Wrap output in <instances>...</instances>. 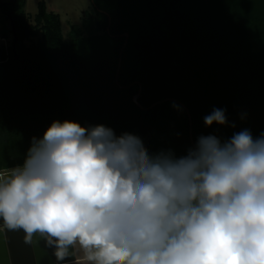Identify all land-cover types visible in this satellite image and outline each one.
I'll use <instances>...</instances> for the list:
<instances>
[{
    "label": "clouds",
    "instance_id": "clouds-1",
    "mask_svg": "<svg viewBox=\"0 0 264 264\" xmlns=\"http://www.w3.org/2000/svg\"><path fill=\"white\" fill-rule=\"evenodd\" d=\"M204 123L226 124L225 111ZM0 221L58 262L264 264V133L201 136L176 157L104 125L53 121L22 165L0 168Z\"/></svg>",
    "mask_w": 264,
    "mask_h": 264
},
{
    "label": "trees",
    "instance_id": "trees-1",
    "mask_svg": "<svg viewBox=\"0 0 264 264\" xmlns=\"http://www.w3.org/2000/svg\"><path fill=\"white\" fill-rule=\"evenodd\" d=\"M227 1L234 9L214 20L207 16V9H175L178 0L171 5L167 0H94V10L107 28L109 16L112 20L110 33L106 29L104 37L78 38L72 43L64 41L60 17L49 12L45 3L39 4L34 23L25 11L26 0L1 4V14L11 21L15 45L7 58L1 55L0 133L16 122L28 98L56 91V85L72 88L73 82L84 80L89 73L85 69L98 62L101 51L103 56L113 51L109 73L115 90L133 101L142 86L139 103L145 109L133 101L138 115L126 118L123 126L140 137L146 149L149 143L159 153L171 151L182 157L194 148L188 114L180 104L164 102L151 108L165 99L180 101L190 112L195 145L196 118L204 119L213 109L224 110L227 123H213L208 135L226 142L247 129L254 139L260 137L264 133V16L251 15L263 14L264 0ZM243 14L251 16L248 23L237 22ZM38 32L40 40L24 47ZM126 33L129 39L118 85L116 73ZM161 107L177 113L168 115ZM182 137L187 138L185 146L178 143ZM6 142L9 146L10 140Z\"/></svg>",
    "mask_w": 264,
    "mask_h": 264
},
{
    "label": "rangeland",
    "instance_id": "rangeland-1",
    "mask_svg": "<svg viewBox=\"0 0 264 264\" xmlns=\"http://www.w3.org/2000/svg\"><path fill=\"white\" fill-rule=\"evenodd\" d=\"M10 1L12 0H0V4L9 3ZM167 1L171 5L177 0ZM178 1L180 4L175 9H182L186 12L188 10L194 12L198 9H207L205 11L207 16L214 20L216 15L218 17L227 16L230 14L228 11L234 9L232 2L227 0ZM40 3H45L49 12L59 15L62 36L65 42L72 43L78 38L104 37L106 35V24L102 16L94 10L91 0H26L25 11L32 23H34V17L38 12ZM246 16V14H243L237 22L248 23L247 21L250 20L251 16L262 19L264 12L263 14L255 12L248 16L249 18ZM77 27L81 29L78 31ZM41 35V32H38L37 36H32L25 41L23 46L29 47L36 44ZM14 45L11 21L6 20L0 12V49L3 48V50H0V61L3 59L1 55L4 54L7 58L11 54L10 48ZM15 50L14 48V52ZM99 55L98 62L89 64L85 69L89 73H86L87 76L83 77L84 80L78 79V82H73L72 88L64 89L56 85V91H47L43 95L30 97L26 100L27 106L24 110L22 109L19 115L17 114L16 122L6 132L0 133V158H2L0 168L22 165L31 147L33 137L41 139L45 130L53 121H75L88 128L104 125L113 128L114 132L117 131L120 135L128 133L123 126L124 120L138 115V112L133 107V101L129 95L119 94L113 87L114 83L109 69L111 63L115 60L114 52H109L103 56L101 51ZM78 73V76H81L83 72ZM257 86L260 90V83ZM116 102L120 103L118 107ZM159 110L168 115L177 113L173 109H162V107ZM209 127L205 125L204 119L197 117L194 134L199 137L208 136ZM7 140H10L9 146ZM177 140L183 146L187 145V138L182 137ZM146 145L147 149H150L149 154L159 153V148H154L149 143H146Z\"/></svg>",
    "mask_w": 264,
    "mask_h": 264
},
{
    "label": "water",
    "instance_id": "water-1",
    "mask_svg": "<svg viewBox=\"0 0 264 264\" xmlns=\"http://www.w3.org/2000/svg\"><path fill=\"white\" fill-rule=\"evenodd\" d=\"M94 4V0H92ZM112 20L109 16V25L107 32L110 33ZM125 42L123 48L120 51L118 68L116 73V83L119 85V74L122 67L123 61V51L128 44L129 34H124ZM142 93V86L139 85V92L134 96V103L141 109H145L140 103L139 98ZM164 102H176L180 104L187 112L190 121V140L195 147L194 137H193V123L192 116L186 106L176 99H165L157 102L151 108L157 104H162ZM2 223V221H0ZM75 262V256L70 255L65 258L64 261L58 262L55 255L54 249L46 246L45 241L36 236L33 238L32 244H26L24 242L23 231H5L0 232V264H70Z\"/></svg>",
    "mask_w": 264,
    "mask_h": 264
},
{
    "label": "bare ground",
    "instance_id": "bare-ground-1",
    "mask_svg": "<svg viewBox=\"0 0 264 264\" xmlns=\"http://www.w3.org/2000/svg\"><path fill=\"white\" fill-rule=\"evenodd\" d=\"M70 264H75V262H73V263H70Z\"/></svg>",
    "mask_w": 264,
    "mask_h": 264
},
{
    "label": "crops",
    "instance_id": "crops-1",
    "mask_svg": "<svg viewBox=\"0 0 264 264\" xmlns=\"http://www.w3.org/2000/svg\"><path fill=\"white\" fill-rule=\"evenodd\" d=\"M1 5V4H0Z\"/></svg>",
    "mask_w": 264,
    "mask_h": 264
}]
</instances>
